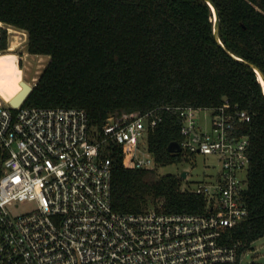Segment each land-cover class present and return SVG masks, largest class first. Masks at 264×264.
Here are the masks:
<instances>
[{
    "label": "trees",
    "instance_id": "trees-1",
    "mask_svg": "<svg viewBox=\"0 0 264 264\" xmlns=\"http://www.w3.org/2000/svg\"><path fill=\"white\" fill-rule=\"evenodd\" d=\"M0 0V22L12 26L10 49L25 39L28 53L50 58L23 103L34 108H78L101 130L108 119L166 107L217 111L228 100L252 116L245 202L248 217L226 232L242 256L264 238V0ZM25 32L19 31V30ZM8 49L7 32L0 46ZM234 57L243 60V63ZM33 86L13 53L0 54V96L17 106ZM149 134L158 167L187 161L180 152L182 121L175 112ZM112 205L119 214H141L163 204L167 214L205 211L202 196L183 193L181 176L140 170L110 144Z\"/></svg>",
    "mask_w": 264,
    "mask_h": 264
},
{
    "label": "built area",
    "instance_id": "built-area-1",
    "mask_svg": "<svg viewBox=\"0 0 264 264\" xmlns=\"http://www.w3.org/2000/svg\"><path fill=\"white\" fill-rule=\"evenodd\" d=\"M11 26L0 22V46ZM4 51L0 48V54ZM162 111L182 121L181 154L213 157L215 178L181 190L205 199L199 214H167L163 204L141 214L112 205L113 165L106 151L121 147L140 170L156 169L149 134ZM193 107L110 117L101 130L78 108L14 107L0 101V264H237L226 232L248 217L245 193L252 116L226 100L204 132ZM186 161V160H185ZM21 205L30 206L17 212Z\"/></svg>",
    "mask_w": 264,
    "mask_h": 264
},
{
    "label": "rangeland",
    "instance_id": "rangeland-1",
    "mask_svg": "<svg viewBox=\"0 0 264 264\" xmlns=\"http://www.w3.org/2000/svg\"><path fill=\"white\" fill-rule=\"evenodd\" d=\"M25 39H20L19 46L15 51H4L3 53H13L17 58V66L23 71V79L35 86L37 81L46 68L50 58L48 56H35L29 55L27 43H24ZM0 101H6L0 96ZM7 102V101H6ZM8 103V102H7ZM213 118V112L211 110H205L200 112L198 122L202 126L204 132H211V120ZM217 161L213 157H207L204 155H197L195 160L182 161V163L174 164L166 167H156V171L160 176L175 175L181 176L184 172H187V178L183 179L181 190H194L200 184H207L211 182L212 178H215L218 172ZM30 209V206L21 205L18 207L17 212H24ZM240 264H264V238L255 242L252 248L247 251L241 258Z\"/></svg>",
    "mask_w": 264,
    "mask_h": 264
},
{
    "label": "water",
    "instance_id": "water-1",
    "mask_svg": "<svg viewBox=\"0 0 264 264\" xmlns=\"http://www.w3.org/2000/svg\"><path fill=\"white\" fill-rule=\"evenodd\" d=\"M206 3L209 4V6L212 8V11H213V14H214V24H215V29H214V34H215V38L217 40V42L220 44V46L224 47L222 42H221V39H220V16H219V11L218 9L216 8V6L214 5V3L211 1V0H202ZM236 60L240 61L243 63V60L239 59V58H236L234 57ZM251 69H253L258 75H261L262 79L264 80V74L262 73V71L255 65L251 64V63H246ZM36 86V85H35ZM34 87L28 92V94H26L24 96L23 99H20V104L17 105V106H20L22 105L26 99L28 98V96L31 94V92L33 91ZM13 106V105H12ZM17 106H14V107H17ZM181 177L183 179H186L187 178V172H184Z\"/></svg>",
    "mask_w": 264,
    "mask_h": 264
},
{
    "label": "crops",
    "instance_id": "crops-1",
    "mask_svg": "<svg viewBox=\"0 0 264 264\" xmlns=\"http://www.w3.org/2000/svg\"><path fill=\"white\" fill-rule=\"evenodd\" d=\"M12 27V26H11ZM13 28V27H12ZM17 30H19V29H17ZM19 31H22V30H19ZM22 32H25V31H22ZM25 34L26 35H28L26 32H25ZM27 47H28V36H27ZM8 50H10V52H13V51H11V49H10V43H9V48L6 50V51H8ZM30 55V54H29ZM40 57V56H39ZM37 84V83H36ZM33 86V85H32ZM33 87H35V86H33Z\"/></svg>",
    "mask_w": 264,
    "mask_h": 264
},
{
    "label": "bare ground",
    "instance_id": "bare-ground-1",
    "mask_svg": "<svg viewBox=\"0 0 264 264\" xmlns=\"http://www.w3.org/2000/svg\"><path fill=\"white\" fill-rule=\"evenodd\" d=\"M259 76V80L260 82L262 83L263 87H264V80L262 79L261 75H258Z\"/></svg>",
    "mask_w": 264,
    "mask_h": 264
}]
</instances>
